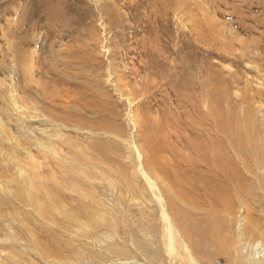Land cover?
<instances>
[{
  "label": "rangeland",
  "instance_id": "obj_1",
  "mask_svg": "<svg viewBox=\"0 0 264 264\" xmlns=\"http://www.w3.org/2000/svg\"><path fill=\"white\" fill-rule=\"evenodd\" d=\"M52 11L54 19L48 23ZM33 56L36 59L31 62ZM38 81L52 95L48 101L34 85ZM57 118L67 122L63 125L55 121ZM45 140L53 142V148L69 163L51 156L53 152L39 151L35 143L43 145ZM98 141L104 143L102 154L91 151ZM263 147L264 0H0V172L12 169L21 177L14 169L20 166L26 171L25 178L38 174L34 185L43 190L44 179L54 181L64 176L59 175V167L66 171L69 165L71 178L75 167L86 176L92 172L95 180L82 181L92 184L91 189H84L86 193L117 212L122 198L144 230L153 226V234L144 235L132 229V218L126 217L130 218L127 231L138 234L141 249L151 252L148 255L154 261L166 264L175 257L181 260L176 264H264V168L253 169L254 162H264ZM83 155L85 161L80 159ZM88 158L94 160L91 167ZM240 158L248 164L250 175L243 172L237 161ZM73 159L81 161L80 166L73 165ZM124 161H129V169ZM233 169L243 172L232 181L239 193L224 191L221 184L223 175L230 176ZM141 170L150 183L155 181L159 191L153 192L165 200L170 197L178 219L185 218L174 227L178 234L181 225L195 223L214 236L218 234L217 240L213 238L216 242H211L215 246H205L213 252V259L207 261L199 255H192V262L184 259L178 241L173 256H169L163 218ZM111 211L107 209V213ZM99 240L98 249H86L92 248L93 255L108 253L102 264L125 263L103 250L112 244L102 235ZM130 241L126 246L133 253L130 257L143 264L148 257L135 254ZM61 250L69 263H45L83 264L84 258V264L96 261L90 251L91 257L76 249ZM3 254L8 255L0 249V261Z\"/></svg>",
  "mask_w": 264,
  "mask_h": 264
},
{
  "label": "bare ground",
  "instance_id": "obj_2",
  "mask_svg": "<svg viewBox=\"0 0 264 264\" xmlns=\"http://www.w3.org/2000/svg\"><path fill=\"white\" fill-rule=\"evenodd\" d=\"M162 3V2H161ZM157 4V3H156ZM155 4V5H156ZM170 5V4H169ZM150 6V5H149ZM153 6V5H151ZM150 6V7H151ZM168 6V5H167ZM154 7V6H153ZM152 8V7H151ZM171 8V7H170ZM168 9V8H167ZM106 11V10H105ZM123 12V11H122ZM163 12V11H162ZM107 13V11H106ZM154 13V12H153ZM54 14L55 11H52L49 16L47 17V21L48 23L54 19ZM169 14V13H168ZM54 22V21H53ZM207 22V21H206ZM210 22V21H209ZM55 24V23H54ZM194 24V23H193ZM192 24V25H193ZM226 25V24H225ZM200 27V26H199ZM198 28V27H197ZM187 29V28H186ZM205 29V28H204ZM200 30V29H199ZM201 31V30H200ZM203 32V30H202ZM94 34V33H93ZM199 34V33H198ZM95 35V34H94ZM206 35V34H205ZM193 36V35H192ZM219 40V39H218ZM225 42V41H224ZM223 42V43H224ZM216 44V43H215ZM221 45V44H220ZM20 46V45H19ZM216 46V45H215ZM18 47V46H17ZM21 47V46H20ZM173 47V46H172ZM219 47V46H218ZM218 47H216L218 49ZM20 51V50H19ZM18 52V50H17ZM22 53V50H21ZM18 55V54H17ZM22 55V54H21ZM32 56V55H31ZM14 57V56H13ZM21 58V57H20ZM18 58V59H20ZM36 59V58H35ZM34 56L30 58L31 62H34ZM58 60V59H57ZM165 60V59H164ZM175 62V61H174ZM178 63V62H177ZM24 65V64H23ZM194 65V64H193ZM173 66V65H172ZM34 67V66H33ZM168 68V67H167ZM56 71V70H55ZM164 71V70H163ZM200 71V70H199ZM68 72V71H67ZM58 73V72H57ZM161 73V72H160ZM79 74V73H78ZM56 75V74H55ZM64 75V74H61ZM215 76H217L216 74H214ZM67 77V75H65ZM77 76V75H76ZM63 77V76H62ZM64 77V78H66ZM61 78V77H60ZM69 78V77H67ZM188 79V78H187ZM194 80V78H193ZM38 82H35L34 85L36 87H38L39 89H41V96L43 100L48 101L51 98V94L42 89L41 84H38ZM208 83V82H207ZM214 83V82H213ZM45 85H43L44 87ZM192 86V85H191ZM173 87V86H172ZM204 87V86H203ZM186 89V88H185ZM184 89V90H185ZM183 92V91H182ZM185 92V91H184ZM188 93V92H187ZM104 94V93H103ZM167 95V94H166ZM94 96V95H93ZM183 95L181 94L180 97H182ZM169 98V97H168ZM183 98V97H182ZM181 98V99H182ZM183 100V99H182ZM181 101V100H179ZM91 102V101H90ZM205 102V101H204ZM85 103V102H84ZM83 103V104H84ZM93 103V102H91ZM82 104V106H83ZM90 104V103H89ZM88 104V105H89ZM95 104V103H94ZM172 104V103H171ZM97 105V104H96ZM218 105V104H217ZM215 105V106H217ZM74 106V105H73ZM86 106V105H85ZM91 106V105H90ZM220 106V105H219ZM79 107V106H78ZM81 107V106H80ZM93 107V106H91ZM72 108V107H71ZM76 108V107H74ZM99 108V107H98ZM105 108V107H104ZM197 108V107H196ZM216 108V107H215ZM260 108V107H259ZM258 108V109H259ZM70 109V108H69ZM85 109V108H84ZM89 109V108H88ZM87 109V110H88ZM91 109V108H90ZM102 109V108H101ZM220 109V108H219ZM73 110V109H72ZM75 111L77 109H74ZM94 110V108H93ZM99 110V109H98ZM200 110V109H199ZM83 111V110H82ZM89 111V110H88ZM101 111V110H99ZM74 112V111H73ZM207 112V111H206ZM77 113V111H76ZM83 114V112H81ZM86 113V112H85ZM84 113V114H85ZM95 113V112H94ZM98 113V112H97ZM213 113V112H212ZM75 114V113H74ZM204 114V113H203ZM218 114V113H217ZM216 114V115H217ZM119 117V116H118ZM124 118V117H123ZM180 118V117H179ZM215 118L214 121L215 122ZM219 120V119H218ZM254 120V119H253ZM55 121L61 123L64 125L65 122H67L65 120L62 119H55ZM54 121V122H55ZM249 120H247L248 122ZM56 122V123H57ZM261 122V121H260ZM250 123V122H249ZM137 124V123H136ZM262 124V123H261ZM189 125V124H188ZM225 125V124H224ZM126 126V125H125ZM144 126V125H143ZM150 126V125H149ZM226 126V125H225ZM80 127V126H78ZM189 127V126H188ZM194 127V126H193ZM218 127V126H217ZM84 128V127H83ZM100 128V127H99ZM117 128V127H116ZM215 128V127H214ZM263 128V127H262ZM160 129V128H159ZM174 129V128H173ZM110 130V129H109ZM147 130V129H146ZM149 130V129H148ZM200 130V129H199ZM203 130V129H202ZM220 130V129H219ZM240 130V128H239ZM254 130V129H253ZM103 131V129H102ZM112 131V130H111ZM159 131V130H158ZM162 131V130H161ZM170 131V130H169ZM216 131V129L214 130ZM218 131V130H217ZM222 132V129L220 130ZM241 131L243 132V130L241 129ZM249 131V130H248ZM252 131V130H251ZM255 131V130H254ZM105 132V131H104ZM120 132V131H119ZM133 132V131H132ZM258 132V130H257ZM106 133V132H105ZM203 133V132H201ZM218 133V132H217ZM108 134V133H107ZM114 134V133H113ZM139 134V133H138ZM194 134V133H193ZM237 134V133H236ZM241 134V133H240ZM127 135V134H126ZM137 136V134H135ZM205 135V134H204ZM254 133L250 136H253ZM117 136V135H116ZM131 136V135H130ZM133 136V135H132ZM140 136V134H139ZM222 136V135H221ZM224 136V135H223ZM229 136V135H228ZM236 136V135H235ZM56 137V136H55ZM115 137V135H114ZM135 137V136H133ZM142 137V136H141ZM249 137V136H248ZM261 137V136H260ZM119 140L120 138L117 137ZM116 138V139H117ZM223 138V137H222ZM129 140V138H127ZM133 139V138H132ZM154 139V137H153ZM243 140V138H241ZM252 139V138H251ZM99 140V139H98ZM104 140V139H103ZM134 140V139H133ZM136 140V137H135ZM259 140V138H258ZM257 140V141H258ZM96 141V140H95ZM105 141V140H104ZM164 141V140H163ZM191 141V140H190ZM206 141V140H205ZM208 141V140H207ZM221 141V140H219ZM237 141V140H236ZM250 141V140H248ZM252 141V140H251ZM255 141V140H254ZM94 142V141H93ZM131 142V139H130ZM129 142V143H130ZM138 142V141H136ZM148 142V141H147ZM151 142V141H150ZM181 142V140H180ZM192 142V141H191ZM201 142V141H200ZM198 142V143H200ZM213 142V141H212ZM234 142V141H233ZM49 143V145H48ZM132 143V142H131ZM143 143V142H142ZM145 143V142H144ZM211 143V142H210ZM228 143V142H227ZM244 143V142H243ZM103 142L102 141H98L95 142L92 145L91 151L92 152H96V154L101 153L103 151ZM158 144V143H157ZM239 144V142H238ZM237 144V145H238ZM35 145L37 147H39V151H44V154H50L49 152H53L50 155L55 156L56 158H58V160H64L63 162H68L69 163V159H65L61 156L62 153H59L56 149L53 148L52 145L53 142L50 141H44V144H36ZM83 145V144H82ZM87 145V144H86ZM85 145V146H86ZM90 145V143L88 144ZM133 145V144H132ZM137 145V143H136ZM147 145V144H146ZM190 145V144H189ZM192 145V143H191ZM236 145V143H235ZM252 145V144H251ZM258 145V144H257ZM50 146V149H48ZM67 146V145H66ZM84 146V145H83ZM107 146V145H105ZM116 146V145H115ZM154 146V144H153ZM169 146V145H167ZM186 146V145H185ZM241 146V145H240ZM247 146V145H246ZM263 146V145H262ZM56 147V146H55ZM110 147V146H109ZM114 147V146H113ZM118 147V146H117ZM133 147V146H132ZM142 147V146H141ZM149 147V146H148ZM190 147V146H189ZM243 147V146H242ZM259 147V146H257ZM256 147V148H257ZM42 148V149H41ZM57 148V147H56ZM108 148V147H107ZM111 148V147H110ZM153 148V147H152ZM155 148V147H154ZM159 148V147H158ZM253 148V147H252ZM264 148V147H263ZM117 149V148H116ZM156 149V148H155ZM165 149V148H164ZM189 149V148H188ZM232 149V148H231ZM240 149V148H239ZM258 149V148H257ZM51 150V151H50ZM118 150V149H117ZM134 150V149H133ZM141 150V149H140ZM154 150V149H153ZM233 150V149H232ZM261 150V148H260ZM57 151V152H56ZM108 151V150H107ZM113 151V150H112ZM123 151V150H122ZM157 151V150H155ZM154 151V153H155ZM160 151V149H159ZM192 151V150H191ZM237 151V149H236ZM243 151V150H242ZM85 152V151H84ZM133 152V151H132ZM245 152V151H244ZM249 152V151H247ZM261 152V151H260ZM105 153V152H104ZM121 153V152H120ZM135 154V152H133ZM193 153V152H192ZM234 153V152H233ZM250 153V152H249ZM257 153V152H256ZM38 154L40 155L41 159H46V157L44 156V154L41 152H38ZM82 154H86L83 153ZM81 154V155H82ZM127 154V153H126ZM251 154V153H250ZM249 154V155H250ZM258 154V153H257ZM256 154V155H257ZM262 154V153H261ZM89 155V154H88ZM121 155V154H120ZM130 155V154H129ZM223 155V154H222ZM231 155V154H230ZM255 155V153L253 154ZM131 156V155H130ZM129 156V157H130ZM136 156V155H135ZM236 156V155H235ZM33 157V156H32ZM89 157V156H88ZM93 157V156H92ZM98 159L102 160V156L98 157V155L96 156ZM110 157V156H109ZM172 157V156H171ZM257 157V156H256ZM36 158V157H34ZM53 158V157H52ZM60 158V159H59ZM86 155H83L80 159L81 161H85ZM111 158V157H110ZM128 158V157H126ZM167 158V157H166ZM96 159V158H94ZM97 159V161H99ZM112 159V158H111ZM136 159V158H134ZM248 159V158H247ZM255 159V158H254ZM78 160V157H77ZM121 160V159H119ZM125 160V159H124ZM127 160V159H126ZM137 160L140 161L141 160V156L140 153L137 154ZM169 161V159H167ZM165 160V161H167ZM177 160V159H176ZM261 160V159H260ZM259 160V161H260ZM49 161V158H48ZM80 161V162H81ZM88 161V165L89 167H91L93 165V161L89 158L86 160ZM109 161V160H108ZM136 161V160H135ZM134 161V163H135ZM237 161L240 162V164L243 166V172L245 174L250 175L251 174V170L249 169L248 164L244 161V158H240ZM60 162V161H59ZM73 163V165H78L80 166V162H75V160L73 159V161H71ZM125 162V161H124ZM123 162V163H124ZM127 162V161H126ZM125 162V165H126ZM129 162V161H128ZM127 162V163H128ZM170 162V161H169ZM215 163V167H216V162L213 161ZM249 162V161H248ZM45 163V162H44ZM183 163V162H182ZM234 163V162H233ZM250 163V162H249ZM253 163V162H252ZM86 164V163H85ZM95 164V163H94ZM101 164V163H100ZM110 164V163H109ZM167 164V162H166ZM251 164V163H250ZM254 166L253 169L255 172H257L260 168H264V162H254ZM71 165V164H70ZM96 165V164H95ZM132 165V164H131ZM150 165V164H149ZM154 165V164H153ZM184 165V163H183ZM15 166H17L15 164ZM106 166V165H105ZM108 166V165H107ZM111 166V165H110ZM117 166V165H116ZM122 166V165H121ZM120 166V167H121ZM152 166V164L150 165ZM149 166V167H150ZM171 166V165H170ZM219 166V165H218ZM260 166V168H258ZM74 167V166H73ZM95 167V166H94ZM100 167V166H99ZM129 167V166H128ZM142 167V164H141ZM22 168V167H21ZM20 166L14 168L17 171V175L21 176V177H17L15 176L16 173H13L11 170L7 171H3L0 172V241H1V245H0V249L4 251V253L7 251L8 255L3 254L4 258L0 261V264H35L33 262V258L31 259V257H35L37 263H43L46 264L45 262L49 263V262H54V261H58L57 263H69V257L65 258V256L63 255V252L61 249H63L64 251H71L74 252L77 250L78 251H83L87 256L89 254V251L92 255L89 254V256L91 257L93 262H89L88 260V264H93V263H97V264H102L104 263L107 259H108V253L101 255V254H96L94 253V255H96L94 257V255L92 254V248L86 249V246H88L87 248L90 247H96V249H98V246H100V243L102 242L101 240H99V237L102 235L103 239L112 244L111 248L109 245H103V247L105 246L106 249H103L105 252H112V254H115V256L120 260V261H124L125 263L122 264H138L136 259H132V255L133 253L128 252L129 249H127V241H130L131 239V246L132 251L134 252V250H136L134 253L135 254H140L143 256H147L148 258L143 259V264H163L162 262L156 260L154 261L153 257L146 254V251L144 252L143 249H141V243L139 242V239L137 237V235H131L132 233L127 230H129L130 228V224L127 223V219L130 218H126V217H131L132 222L131 224L134 226L132 229H139L138 233L141 232L144 235L153 234V230L150 229L152 227H149L148 230H144V228H142V226L140 225L141 223L137 222L134 220V215L132 214L131 208H125L124 206V199L121 198L120 201H118V205L116 206L119 211L117 212L112 205H110V207L106 205L103 206V204L100 201H97L95 199V195L94 194H88L86 193V191L84 190L85 188L87 189H91L90 186L92 184H88L86 181L82 182L83 179L84 180H90L93 181L95 180V176L93 177L92 172H89L86 176V173L82 174L81 172H79L75 167V169L73 170V172H70L72 174V177H68V171L70 170V166L67 165V167H65L64 169L66 171H64L62 168L59 167V171H61L59 173V175L64 174V176H62L59 180H47L44 179L46 181V183H44V185L46 184V188L45 190L41 189L40 187H36L34 184L35 182L33 181L34 179H37L38 174H36V176H31V178L26 177L25 178V173L26 171H24L23 169H21ZM38 168V167H37ZM41 168V167H40ZM81 168V167H79ZM112 168V167H111ZM115 168V167H114ZM127 168V165H126ZM124 167V169H126ZM140 168V167H139ZM163 168V167H162ZM180 168V167H179ZM217 168V167H216ZM34 169V167L32 168ZM92 170V168H90ZM110 169V168H109ZM129 169V168H127ZM126 169V171H127ZM143 169V168H142ZM168 169V168H167ZM220 169V168H219ZM230 169V168H229ZM163 170V169H161ZM165 170V169H164ZM2 171V170H1ZM10 171L12 173H10ZM41 171V170H40ZM84 171V170H82ZM108 171V169H107ZM120 171V170H119ZM129 171V170H128ZM138 171V170H137ZM156 171V170H155ZM158 171V170H157ZM34 172V170H33ZM36 173H38L37 171H35ZM98 172V171H96ZM100 172V171H99ZM116 172V171H115ZM174 172V171H173ZM241 171H239L238 169H233L232 174L230 176H226L223 175V179H222V187L224 191H228L229 189L232 191H235L236 193H239V190L237 189V186L232 183L233 178L234 177H238V176H242V174H240ZM241 172V173H243ZM250 172V173H249ZM81 173V174H80ZM138 173V172H137ZM150 173V172H149ZM156 172H154L155 174ZM165 173V172H164ZM28 175L30 173H27ZM104 174V173H102ZM110 174V173H109ZM117 174H119L117 172ZM140 174L142 175V177L144 178L145 181H150V178L147 177L145 175V172H143L142 170L140 171ZM139 174V175H140ZM166 174V173H165ZM179 174V173H178ZM253 174V173H252ZM27 175V176H28ZM35 175V174H34ZM41 175V173L39 174V176ZM161 175V174H160ZM180 175V174H179ZM151 176V175H149ZM177 176V174L175 175ZM42 177V176H41ZM40 177V178H41ZM157 177V176H156ZM179 177V176H178ZM71 178V179H68ZM102 178V177H101ZM106 178V176H105ZM116 178V177H115ZM119 178V177H118ZM128 178V177H127ZM159 178V177H158ZM166 178V177H165ZM177 178V177H176ZM6 179V180H4ZM39 179V178H38ZM49 179V178H48ZM54 179V178H53ZM68 181L70 182L69 185H64V181ZM100 179V178H99ZM121 179H123L121 177ZM119 179V180H121ZM164 180V178H162ZM175 179V178H174ZM173 179V180H174ZM183 179V178H182ZM31 180V181H29ZM71 180V181H70ZM81 180V181H80ZM161 180V178H160ZM167 180V179H166ZM176 180V179H175ZM27 181V182H26ZM126 181V178L125 180ZM128 181V180H127ZM142 181V180H141ZM153 181V180H152ZM159 181V180H158ZM165 181V180H164ZM170 182V180H168ZM172 181V179H171ZM48 182V183H47ZM155 182V181H154ZM154 182H149V186L152 190V196L156 199L157 202V207L160 209L158 211L161 212L162 218H163V223L164 224V229L166 231V240L168 241V249H169V256H173L174 250H175V243L177 244V241L180 242L182 249L180 250V254L181 256L186 259H190V261L192 262V255H199L201 257H203L202 259H207V261H209L208 259H210L212 257V253L205 248V246H209L212 245L211 242L214 240L218 239V236H214V234L211 232V230L205 229L203 228V225L201 223H195L193 225H189V226H182L180 228V236L178 234V230L175 231L174 227H176L177 223L180 222L179 219H182L181 217L178 219V216L175 211V205L172 204L170 197L167 198L166 200L164 198L158 197L156 195L155 192L159 191L157 188V186L155 185ZM160 183L162 181H159ZM183 182V181H182ZM234 182V181H233ZM93 183V182H92ZM127 183V182H126ZM147 183V182H146ZM168 183V182H167ZM166 183V184H167ZM173 183V182H172ZM48 184H51V186H49ZM63 184V185H62ZM86 184V185H85ZM94 184V183H93ZM132 184V183H131ZM41 185V184H40ZM38 185V186H40ZM130 186V184H128ZM158 185V184H157ZM162 185V184H161ZM181 185V184H180ZM43 186V185H42ZM96 187V185H94ZM92 186V187H94ZM128 186V187H129ZM173 186V185H172ZM179 186V185H178ZM79 187V188H78ZM105 187V186H104ZM162 187V186H161ZM174 187V186H173ZM182 187V186H181ZM229 187V188H228ZM44 188V186H43ZM77 188V189H76ZM99 188V187H98ZM112 188V187H111ZM117 188V186H116ZM131 189V186L129 187ZM178 188V187H177ZM115 189V188H114ZM169 189V188H168ZM133 190V189H132ZM150 190V191H151ZM189 190V189H188ZM115 191V190H113ZM121 190H119L120 192ZM130 191V190H129ZM164 191V190H163ZM161 191V192H163ZM171 191V190H169ZM178 191H180V189H178ZM146 192V191H145ZM168 192V190H167ZM173 192V191H172ZM182 192V191H181ZM188 192V191H187ZM151 193V192H150ZM159 196L160 194L157 193ZM175 194V193H173ZM185 194V193H184ZM177 195V194H176ZM182 195V194H181ZM163 197V193L161 195ZM170 196V195H169ZM193 196V195H192ZM234 196V194H233ZM238 196V195H237ZM172 198V197H171ZM176 198V196H175ZM236 198V197H235ZM239 198V197H238ZM99 199V198H98ZM173 199V198H172ZM180 199V198H179ZM153 200V199H152ZM188 200V199H187ZM150 202V200H148ZM148 201H146L148 203ZM195 201V200H194ZM197 201V200H196ZM104 202V201H103ZM187 202V201H186ZM191 202V201H190ZM198 202V201H197ZM145 203V202H144ZM183 203V202H182ZM195 203V202H194ZM150 204V203H149ZM189 204V203H187ZM180 205V204H179ZM121 206H123V210L121 209ZM111 208L112 211L111 213H107V209ZM199 207V206H198ZM224 207V205H223ZM150 208V207H149ZM191 208V207H190ZM139 208L135 209V212L137 213V211ZM155 209V208H154ZM179 209V208H177ZM197 209V208H196ZM211 209V208H210ZM137 210V211H136ZM148 210V209H147ZM151 210V209H149ZM153 210V209H152ZM157 210V209H156ZM182 210V209H181ZM200 210V209H199ZM198 210V211H199ZM202 210V208H201ZM216 210V209H215ZM230 210V209H229ZM134 212V211H133ZM149 212V211H148ZM146 212V213H148ZM190 212V211H189ZM206 212V211H204ZM216 212V211H215ZM135 213V214H136ZM182 213V212H181ZM213 213V212H212ZM144 214V213H143ZM192 214V213H191ZM209 214V213H208ZM214 214V213H213ZM138 215V214H137ZM145 215V214H144ZM151 215V214H149ZM180 215V214H179ZM183 215V214H182ZM116 216L119 218V220L116 218ZM146 216V215H145ZM153 216V215H152ZM158 216V215H156ZM210 216V215H209ZM142 217V216H141ZM150 217V216H148ZM187 217V216H186ZM138 218V217H137ZM147 218V217H146ZM211 218V217H210ZM217 218V217H215ZM221 218V217H220ZM153 219V218H152ZM185 219V218H184ZM182 219V220H184ZM219 219V218H218ZM148 220V219H146ZM150 220V219H149ZM154 220V219H153ZM151 220V221H153ZM217 220V219H216ZM188 221V220H187ZM195 221V220H194ZM149 223V221H147ZM156 222V221H155ZM221 222V221H220ZM147 223V224H148ZM184 224V223H183ZM189 224V223H188ZM212 224V223H211ZM154 225L156 226V223H154ZM159 225V224H158ZM185 225V224H184ZM207 225V224H206ZM145 226V225H144ZM154 226V227H155ZM180 226V225H179ZM194 226H198V228L194 227ZM214 226V225H213ZM217 226V225H216ZM212 227V226H211ZM159 228V227H158ZM163 228V227H162ZM203 228V229H202ZM215 228V227H214ZM218 228V227H217ZM174 229V231H173ZM212 229V228H211ZM102 230V231H101ZM151 230V231H150ZM158 230V229H157ZM101 231V232H100ZM214 231V230H213ZM9 232V233H7ZM101 233L99 235V233ZM175 232H177L178 237H176ZM91 233L93 235H91ZM161 233V232H160ZM215 233V231H214ZM96 234L99 235V237H97L95 239V237L97 236ZM143 235V236H144ZM218 235V234H217ZM221 235V234H219ZM142 236V235H141ZM223 237V236H221ZM141 238V237H140ZM144 238V237H143ZM150 238V237H149ZM153 238V237H152ZM83 240H86L88 242H85ZM103 240V241H104ZM151 240V239H150ZM223 241V239H221ZM8 241V242H6ZM145 241V240H144ZM148 241V240H147ZM129 242V243H130ZM216 242V241H213ZM5 243H7V247L5 248ZM86 243H88L89 245H87ZM222 243V242H221ZM121 244V245H118ZM216 244V243H215ZM219 244V243H218ZM114 245V246H113ZM178 246V245H177ZM181 246H179L181 248ZM213 246H215L213 244ZM63 247V248H62ZM102 247V246H101ZM150 247V246H149ZM159 247V246H158ZM212 247V246H211ZM129 248V247H128ZM157 248V247H156ZM213 248V247H212ZM76 249V250H75ZM149 249V248H148ZM147 249V250H148ZM160 249V248H158ZM177 249V248H176ZM210 249V248H209ZM100 250V248H99ZM211 250V249H210ZM87 251V252H86ZM95 251V250H94ZM93 251V252H94ZM98 251V250H97ZM102 251V250H101ZM131 251V250H129ZM160 251V250H159ZM178 251V250H177ZM70 252V253H71ZM149 252V251H148ZM155 252V251H154ZM158 252V251H157ZM161 252V251H160ZM67 253V252H65ZM79 253V252H78ZM88 253V254H87ZM100 253V252H97ZM131 253V254H130ZM168 253V250H167ZM68 254V253H67ZM75 254V253H74ZM82 253H80L81 255ZM130 254V255H129ZM159 254V253H158ZM163 254V253H162ZM166 254V252H165ZM83 255V254H82ZM100 255V256H99ZM152 255V253H151ZM70 256V255H69ZM114 256V255H113ZM132 256V257H130ZM137 256V255H135ZM159 256H161L159 254ZM198 257V256H197ZM214 257V256H213ZM81 258V257H80ZM94 258V259H93ZM110 258V257H109ZM194 258V257H193ZM31 259V260H30ZM79 259V258H78ZM85 259V258H84ZM84 259H83V264H84ZM91 259L89 258V260L91 261ZM113 259V258H110ZM116 259V260H118ZM201 259V258H200ZM199 259V260H200ZM213 259V258H211ZM81 260V259H80ZM115 260V259H114ZM180 259H177L175 257L171 258V260L169 262H167L166 264H176V261ZM262 260H264V256L262 257ZM76 261V260H75ZM74 261V262H75ZM86 261V260H85ZM113 261V260H112ZM147 261V262H146ZM202 261V260H201ZM206 261V260H205ZM198 262V261H197ZM39 263V264H40ZM86 263V262H85ZM81 264V263H80ZM194 264V263H191ZM202 264V263H200Z\"/></svg>",
  "mask_w": 264,
  "mask_h": 264
}]
</instances>
